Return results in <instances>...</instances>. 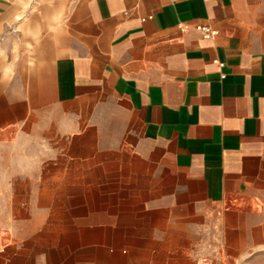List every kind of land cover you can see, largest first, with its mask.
I'll return each mask as SVG.
<instances>
[{
	"label": "crops",
	"instance_id": "crops-1",
	"mask_svg": "<svg viewBox=\"0 0 264 264\" xmlns=\"http://www.w3.org/2000/svg\"><path fill=\"white\" fill-rule=\"evenodd\" d=\"M0 264H264V0H0Z\"/></svg>",
	"mask_w": 264,
	"mask_h": 264
},
{
	"label": "built area",
	"instance_id": "built-area-1",
	"mask_svg": "<svg viewBox=\"0 0 264 264\" xmlns=\"http://www.w3.org/2000/svg\"><path fill=\"white\" fill-rule=\"evenodd\" d=\"M171 1H174V0H171ZM178 29L181 32H185L187 30V27L180 24L178 25ZM193 29L204 40L212 39L216 35V32L213 29H211L208 25H196ZM218 66L222 67V64H218ZM216 216H219V213H217Z\"/></svg>",
	"mask_w": 264,
	"mask_h": 264
}]
</instances>
